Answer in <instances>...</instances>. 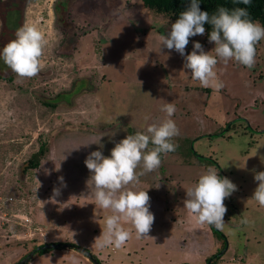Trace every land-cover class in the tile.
<instances>
[{
    "label": "rangeland",
    "instance_id": "obj_1",
    "mask_svg": "<svg viewBox=\"0 0 264 264\" xmlns=\"http://www.w3.org/2000/svg\"><path fill=\"white\" fill-rule=\"evenodd\" d=\"M56 1L27 0L15 25H35L45 34L39 74L21 79L0 59V264H17L43 242L82 247L101 264H264V207L252 199L254 174L264 171V146L258 148L264 145V40L252 68L217 64L224 84L217 92L191 78L178 52L160 50L159 37L171 25L140 0H68L61 20ZM10 13L16 24L18 12ZM11 22L0 19L7 41L16 35ZM194 42L206 52L214 48L196 35L186 55ZM166 103L176 107L178 147L162 154L160 167L135 186L150 197L155 220L149 237L137 239L133 231L124 246L93 252L111 213L91 203L84 160L95 150L110 156L127 135L163 121ZM100 135L102 149L82 145ZM40 146L38 167L25 168ZM209 168L238 189L225 199L224 228L216 232L195 225L183 205L185 189ZM54 188L60 195L53 198ZM25 264L93 263L75 248L60 247L37 252Z\"/></svg>",
    "mask_w": 264,
    "mask_h": 264
},
{
    "label": "clouds",
    "instance_id": "obj_2",
    "mask_svg": "<svg viewBox=\"0 0 264 264\" xmlns=\"http://www.w3.org/2000/svg\"><path fill=\"white\" fill-rule=\"evenodd\" d=\"M238 2L248 5L251 0ZM206 23L211 25L209 41L214 43V48L206 52L199 42H194L193 51L186 55L189 39L204 35ZM261 40H264V26L249 19L246 8L229 10L219 7L217 13L210 15L200 9L199 0H191L190 5L171 24L167 35L159 37V46L160 50L167 48L178 52L185 58L184 68L190 70L193 80L199 81L202 87H212L219 92L224 84L217 75V64L221 61L225 64L235 61L252 68L255 63V46ZM46 43L45 34L37 26L24 25L16 31L15 39L0 50V59L19 78H33L43 68L41 58ZM161 110L166 114L163 121L147 125L144 132L127 135L115 144L110 156L95 150L84 160L91 173L89 180L94 189V201L91 203L111 213L105 218L104 230L97 240L98 247L120 248L132 239L133 231L137 239L149 237L155 220L149 210L150 197L146 190H135V186L140 176L155 172L160 167L162 154L174 152L178 147L173 142L179 135V129L172 119L176 107L166 103ZM101 137L82 145L87 147L96 144L102 149ZM150 143L153 145L151 149ZM261 146L264 145L258 148ZM141 167L142 171L138 173L137 169ZM59 170L60 164L56 168V171ZM58 179L63 184V177ZM254 180L258 183L252 199L264 207V171L256 172ZM237 190L230 179L219 176L216 168H209L199 176L195 184L185 189L183 205L195 225L214 226L222 231L227 213L224 201ZM59 195L60 189L54 188L53 198ZM125 224L131 227L126 228Z\"/></svg>",
    "mask_w": 264,
    "mask_h": 264
},
{
    "label": "trees",
    "instance_id": "obj_3",
    "mask_svg": "<svg viewBox=\"0 0 264 264\" xmlns=\"http://www.w3.org/2000/svg\"><path fill=\"white\" fill-rule=\"evenodd\" d=\"M27 0H1L0 1V19H2L3 23L6 25L7 23L13 21L10 18L11 13L9 14V11L18 12L17 18L15 20L16 24H13L10 26V28L13 29L14 33H16V28L21 25V13H22V7L25 4ZM141 5L145 7L146 9L152 10L157 13H162L163 16L167 19L169 22V25H171L179 16L180 12L184 11L189 5L191 0H140ZM70 1L68 0H61L59 2H55L53 6L54 13L57 17V19H63L64 14L68 10V3ZM199 7L202 11H207L209 14H215L218 11L219 7H225L229 10L241 7L246 8L248 12V18L251 19L254 22L260 23L262 26H264V0H251V3L248 5H244L242 3H239L238 0H199ZM4 26V25H3ZM205 34L200 35L203 38V41L209 40V33L211 31V25L205 24ZM7 31V34L4 35L3 32L0 33V50H2L3 46L6 45L9 41L6 40V37L9 35ZM16 36V35H15ZM15 36H12L11 39H15ZM11 41V40H10ZM257 48V44L255 46ZM10 78V77H9ZM43 104L50 107H56L57 104L41 100ZM150 144L149 146H151ZM191 151V150H190ZM43 148L40 146L38 151L33 153L29 159L25 162L26 167L25 168H37L41 158L43 157ZM194 155L199 158L204 156H200L196 153ZM163 156L161 155V160ZM200 160V159H199ZM209 160V159H208ZM198 162V160H197ZM202 162V160H201ZM201 162H198V164H202ZM210 164H214L212 160H209ZM212 231H217V229L214 226H210ZM220 235L219 233H217ZM36 246V245H35ZM34 246V247H35ZM46 251V248H43L39 250L38 252L42 253ZM100 262V261H99Z\"/></svg>",
    "mask_w": 264,
    "mask_h": 264
},
{
    "label": "water",
    "instance_id": "obj_4",
    "mask_svg": "<svg viewBox=\"0 0 264 264\" xmlns=\"http://www.w3.org/2000/svg\"><path fill=\"white\" fill-rule=\"evenodd\" d=\"M60 247H71V248H75L81 252H83L91 261L93 264H101L99 262V260L88 250L79 247V246H75L73 244L67 243V242H43L40 243L38 245H36L31 251H29L26 256H24L22 259H20L18 261L17 264H25L26 262L29 261V259L35 254L37 253L39 250L43 249V248H50V249H54V248H60ZM209 264V263H208Z\"/></svg>",
    "mask_w": 264,
    "mask_h": 264
},
{
    "label": "crops",
    "instance_id": "obj_5",
    "mask_svg": "<svg viewBox=\"0 0 264 264\" xmlns=\"http://www.w3.org/2000/svg\"><path fill=\"white\" fill-rule=\"evenodd\" d=\"M159 206H160V205H159ZM163 211H165V210H163ZM98 248H99V247H95V248H92L91 250H92L93 252H95V249L98 250ZM85 261L87 262V259H85Z\"/></svg>",
    "mask_w": 264,
    "mask_h": 264
},
{
    "label": "built area",
    "instance_id": "obj_6",
    "mask_svg": "<svg viewBox=\"0 0 264 264\" xmlns=\"http://www.w3.org/2000/svg\"><path fill=\"white\" fill-rule=\"evenodd\" d=\"M9 199H11V197H9Z\"/></svg>",
    "mask_w": 264,
    "mask_h": 264
},
{
    "label": "flooded vegetation",
    "instance_id": "obj_7",
    "mask_svg": "<svg viewBox=\"0 0 264 264\" xmlns=\"http://www.w3.org/2000/svg\"><path fill=\"white\" fill-rule=\"evenodd\" d=\"M219 175V174H218ZM220 176V175H219Z\"/></svg>",
    "mask_w": 264,
    "mask_h": 264
}]
</instances>
